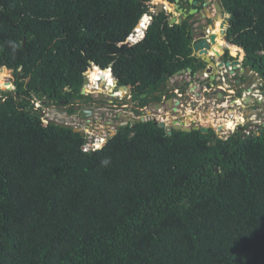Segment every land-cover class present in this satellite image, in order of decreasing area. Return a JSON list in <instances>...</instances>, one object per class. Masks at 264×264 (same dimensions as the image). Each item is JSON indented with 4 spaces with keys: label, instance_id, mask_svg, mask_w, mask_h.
<instances>
[{
    "label": "trees",
    "instance_id": "obj_1",
    "mask_svg": "<svg viewBox=\"0 0 264 264\" xmlns=\"http://www.w3.org/2000/svg\"><path fill=\"white\" fill-rule=\"evenodd\" d=\"M150 2L0 0V69L15 87L0 97V264H264V126L219 138L148 120L85 151V133L34 108L46 97L75 113L85 71L109 78L98 67L140 105L178 71L206 68L192 16L151 13L127 42ZM220 2L226 40L264 79V0Z\"/></svg>",
    "mask_w": 264,
    "mask_h": 264
},
{
    "label": "built area",
    "instance_id": "obj_2",
    "mask_svg": "<svg viewBox=\"0 0 264 264\" xmlns=\"http://www.w3.org/2000/svg\"><path fill=\"white\" fill-rule=\"evenodd\" d=\"M164 9L168 10V12L171 11V8L166 4L164 5ZM158 10L159 4L155 3L154 0H151L149 12L146 13L141 19V28L137 26L134 30V33L131 34L127 39V42L134 44L144 37L145 31L152 20L151 13H157L159 12ZM144 18H146V20L144 21V23H142V20H144ZM98 69L101 73L102 69H100L99 67ZM231 69V66L222 70L216 69L217 72L213 73V75L215 76V80H213L212 77L210 78L212 82L211 84L208 82L211 74L207 72H205L202 76H198L197 78L190 74H184L179 77L174 76V79L179 78L186 81V83H191V85L188 86V89L191 92L190 94L183 93L179 89H176L174 91V94H176L177 96V98L175 99H180L181 101V104L178 106V112L183 118H179L178 115H173V113H171L169 110L166 111L164 109H154L150 106L151 104L143 107L130 106L134 101L128 100L126 95L123 94V90L120 89V91L113 92L114 95H112L111 92V96L115 99L119 97L120 103L116 102L115 105L110 106V108H106L104 106H102V108L99 107V111H102L103 114L102 121L95 122L93 125L85 127V130L83 129L87 139L85 145L83 146V149H87V151H95L103 147L108 137L112 136V133H116L118 128L120 127V121L117 120V115L119 112H122L123 115H130L132 117L135 116L134 111L130 110L131 108H134L139 112V114L134 117L138 120H153L156 122H165L167 125H173L174 119H180L181 121H183L182 125L187 127H191L194 124L201 126H209L210 124H213L214 131L219 132L218 137L220 138H227L234 131L241 132L243 128H247V125L250 124V122H253L255 124L262 123V121H264V116L257 114V111L264 112L263 106L256 104V99H260L259 102L261 103L262 92L260 90H256L254 92L253 90L240 91L239 89L242 87L236 89L234 81L230 80L228 77L229 71ZM106 70L110 71V78L105 79L106 85L112 91L116 80L112 75V69L109 67ZM84 75L85 79L88 78V80H90V77L86 71ZM109 79H111V82H109ZM195 79H198L199 81H195ZM217 83L221 84L220 88L216 87ZM193 84L197 85L196 90H191ZM11 88L13 89L14 86H12ZM216 88L225 91V95L222 100H219L215 96L209 95V93H212ZM235 96H238L240 98L239 102H234V100H236ZM0 97H2L1 89ZM250 97H252L254 100L251 101ZM120 104L122 105L119 106ZM128 107L130 109H128ZM34 108L36 110H41V113L45 116V118H50L62 123H68L76 129L84 127L86 124L85 121L82 120H77V122L75 123H70L68 121L58 120L55 117H50L48 114V108L50 107H45L43 102L35 101ZM248 118L250 120H248ZM130 119L132 120L131 117ZM230 122L233 125L232 128L228 127ZM221 125H223L224 128L218 130V127ZM98 128H100L99 130H101V132H97ZM98 144L100 145L99 148L96 147V145Z\"/></svg>",
    "mask_w": 264,
    "mask_h": 264
},
{
    "label": "water",
    "instance_id": "obj_3",
    "mask_svg": "<svg viewBox=\"0 0 264 264\" xmlns=\"http://www.w3.org/2000/svg\"><path fill=\"white\" fill-rule=\"evenodd\" d=\"M200 0H196L195 2H193L194 6L199 5ZM160 6V5H159ZM205 6L206 8L204 9V13H201L200 11V15L198 16H194L192 15V11H187L188 13L187 16L192 15L193 19L192 21L196 22V28L192 29L191 34L193 36V50L194 53L202 60H204L206 63H208V66L206 68L200 69L197 73L192 74V70L189 68L187 70H180L176 73V77H179L181 75L184 74H192L195 78H197L198 76H202L205 72L212 74V79L215 80V76L213 75V73L215 72V68L217 70H222L224 68H227L229 66L232 67V69H236L237 66L240 64L239 60H235L237 58L238 55V51L236 49H234L236 46L232 45L230 43H228V41L226 40V35L228 32V29L232 26V21H231V17H230V22L226 27H223L222 29H218L217 28V23L218 21L221 20V16L222 14H228L227 10L222 6L220 0H206L205 2ZM171 7L172 9H178L179 6H177L175 4V2H171ZM195 9H199L198 6L195 7ZM163 8H160L158 11H163ZM214 15V16H212ZM230 16V15H229ZM183 20V18H178L176 16H173L169 23L173 24L177 21V23H180ZM203 21V22H202ZM201 22V23H200ZM141 21H139L138 23V27L141 26L140 25ZM194 27V26H193ZM143 28V27H142ZM242 54L245 55L244 50H241ZM233 58L234 61L231 60H227V59H231ZM110 68L112 69V65H110ZM7 68H2L0 69V73L5 71ZM231 69V70H232ZM250 72V67L247 68V74ZM259 79L264 82V79L262 77H259ZM88 78L85 79V83H88ZM85 83L82 89V94L85 95L87 92H85L84 88H85ZM182 85H184L186 88H188V86L191 85V83H186V81L182 82ZM172 81L171 79L168 80L167 82L163 83L159 90L157 92L154 93L155 96H158L160 94V91L165 90L168 87V94L165 95V98L168 95H172L174 94V90H170V88H172ZM178 86V84H177ZM116 87H120L121 90H123L124 87L126 86H119L117 84V82L115 83L114 87L112 88L115 89ZM197 89V85L193 84V86L191 87V90H196ZM243 90H250L252 91V87H249L248 89H243ZM123 94H125L123 92ZM112 95H114L112 93ZM209 95L211 96H215L217 97L219 100H222L224 98L225 95V91L223 90H219L218 88H216L212 93H209ZM40 98H43V95H39ZM146 97V96H145ZM46 97L44 98V100L42 101L43 104H46ZM251 101H253L254 99L252 97H250ZM245 101V99H244ZM165 102V101H164ZM169 104V107L166 111H170L171 113H173V115H178L179 118H183L180 113L178 112V106L181 104L180 99H175L173 97L168 98V100L166 101ZM161 106V107H160ZM158 107H160V109L162 108V105H159ZM158 110V108H156ZM159 109V110H160ZM233 110V109H231ZM84 116H91L92 115V111L91 110H84L81 112ZM248 120H250L248 118ZM131 119L127 118L126 122H124L121 126L124 125H128L130 123ZM144 121V120H141ZM138 122H140L138 120ZM156 124H158L159 126L165 128L170 134L173 133V130H184V131H192V130H200L203 133H208L210 131V129H214V125L210 124L209 126H201V125H192L191 127H187V126H183V121H181L180 119H174L173 120V125H167L165 122H156L154 121ZM179 122V123H177ZM50 123H53V120L50 121ZM55 124H61L63 126H71L68 123H61L59 121H55ZM224 126L221 125L218 127V130L223 129ZM76 131H80L81 133H84V131L82 129H75ZM217 135H218V131H216ZM115 133H112V135H114ZM244 136V135H243Z\"/></svg>",
    "mask_w": 264,
    "mask_h": 264
},
{
    "label": "flooded vegetation",
    "instance_id": "obj_4",
    "mask_svg": "<svg viewBox=\"0 0 264 264\" xmlns=\"http://www.w3.org/2000/svg\"><path fill=\"white\" fill-rule=\"evenodd\" d=\"M176 2L177 3L178 2L181 3V0H176ZM199 5H200V8L196 9L197 11L192 13V15L197 16L198 13H200V12L204 13L202 11L199 12V10H203V9L206 8L205 2H201V3H199ZM212 16H214V15H212ZM176 17H178V16L176 15ZM180 17L184 18L183 16H180ZM221 17L222 18H221L220 21H218L217 25L221 24V26L224 27L226 25V23H227L228 15L225 13V14H222ZM241 50L242 49H238V55H237V58L235 59V60H239L240 64L237 66L236 69H232V70L229 71L228 77H229L230 80L234 81V83H235V85L237 87H242V88L239 89L240 91H242L244 88L248 89L249 87H253L252 88L253 92L256 91V90H260L262 92V101L260 103L259 102L260 99H256V104L263 106V111H264V82H262L259 79V77H261V76L257 72L253 71L252 68H250V72L247 74V68L248 67H246L244 65V57H245V55L242 54ZM227 60L234 61L233 58L227 59ZM174 80L175 79L172 78L171 81L173 82ZM177 81H180V82L176 83ZM177 81H174V84H172L173 86H172V88H170V90L171 91L172 90L175 91L176 89H179L181 92L186 93V90L188 88H185V86L182 85V82L184 80L178 79ZM177 84H178V86H177ZM116 91H120V87H116L111 92L113 93V92H116ZM157 91H155V92H157ZM154 93L153 94H146V97H144V98L141 96L143 99H145V98L149 99V103H147L145 105H140L141 101L140 100H135L133 95H132V92H130L129 96H126V97H127L128 100L134 101L133 104L130 105V106L143 107V106L151 104L150 106L152 108H154V109L158 108L159 105H162V108L163 107L171 108V107H169V104L166 101L168 100V98L173 97L174 95L175 96L173 98H177L176 94L168 95L165 98V95L168 94V87L165 90L160 91V94L158 96H155ZM154 96L155 97H160V98L159 99H153ZM116 102L120 103L119 99H115L114 97H112L109 100H103L102 99V101L97 100L95 98H91V92L88 91L83 96V98L81 100H76V102L72 106L75 109V113L68 114V116L74 118L75 120L85 121V123H86L85 126L81 127V128H78V129H82V130L84 129L85 130V127L91 126L95 122L102 121V115L103 114H102V111H99V107L102 108V106H104L106 108H110V106H114ZM121 105L122 104H120L119 106H121ZM45 106L46 107H50V108L55 109V110H61L62 107H66V104L63 105V106H57L56 104H54L52 102H48V103L45 104ZM160 107H159V109H160ZM128 109H130V108L128 107ZM84 110H91L92 111V115L91 116H84L81 113ZM130 110L134 111V115L135 116H137L139 114V112L137 110H135L134 108H131ZM261 112L262 111H257V114H259L261 116H264V112H262V113ZM117 116H118L117 120L120 121L119 122L120 126L124 122H126L127 118H130V117L132 118V120L130 122L133 123V125H135L134 123L138 122V119L134 118L135 116L132 117L130 115L129 116L123 115L122 112H119ZM141 120H144V119H139L140 122H141ZM262 126H264V121H262V123H257V124L252 122V123L247 125V128L246 127L243 128L240 133L242 134V136L244 135L243 137H246V136H250L251 137L254 134L258 133V131L261 129Z\"/></svg>",
    "mask_w": 264,
    "mask_h": 264
},
{
    "label": "rangeland",
    "instance_id": "obj_5",
    "mask_svg": "<svg viewBox=\"0 0 264 264\" xmlns=\"http://www.w3.org/2000/svg\"><path fill=\"white\" fill-rule=\"evenodd\" d=\"M178 5H180L179 2L177 3V6ZM3 72H6V73L2 74ZM3 72L0 73V78L2 77V79H0V87H1L0 89L1 90H8V88L12 87V85H10V83H11L10 79L12 78V72L10 70H5ZM94 72H93V74H94ZM93 74H92V76H93ZM97 75H99V74H97ZM1 80H4V82H2ZM195 81H199V80L195 79ZM84 90H85V92H88V91L91 92V98H95V99L100 100V101H102V99L103 100H109V99L112 98L111 90L106 85V80L103 79V78H99V80H91V78H90L89 83H85ZM116 99H119V97L116 98ZM48 109H49V111H48L49 113L48 114H49L50 117H55L58 120L68 121L70 123L77 122V120H75L74 118L68 116V114L65 113V111L62 110V109L61 110H55V109H52V108H48ZM158 109H159V107H158ZM163 109L167 110L168 108L163 107ZM99 129L100 128H98L97 132L98 131L101 132V130H99Z\"/></svg>",
    "mask_w": 264,
    "mask_h": 264
},
{
    "label": "crops",
    "instance_id": "obj_6",
    "mask_svg": "<svg viewBox=\"0 0 264 264\" xmlns=\"http://www.w3.org/2000/svg\"><path fill=\"white\" fill-rule=\"evenodd\" d=\"M172 2V0H166L165 2ZM196 0H194V1H190V0H181V3H180V5H178L179 7H178V9H174L173 11H172V13L173 14H176V15H178V16H183L184 17V19L185 18H187V17H189V16H187V14L186 13H188L187 11H191V10H193V9H195V7H197L198 6V8H200V5H197V6H194V4H193V2H195ZM154 2L155 3H157V4H159V3H161L162 2V0H154ZM163 2H164V0H163ZM167 2V3H168ZM201 2H206V0H200V3ZM191 4V5H190ZM200 11H202V12H204V9L203 10H200ZM200 13H198V15H199ZM192 20V18H190V20L189 21H191ZM194 28H196V24L194 25V27H193V29ZM215 72H217V70H215ZM211 75H210V77H209V83L211 84L212 82H211ZM179 79V78H178ZM177 79V80H178ZM176 79L174 80V81H177ZM174 81L172 82V84H174ZM178 82H180V81H177L176 83H178ZM220 85L221 84H219V83H217V86L216 87H218V88H220ZM236 89H239V87H237L236 86ZM186 93H188V94H190L191 92L189 91V89H187L186 90ZM238 96H240V95H238ZM238 96H235V99L236 100H234V102H239L240 101V98L238 97ZM245 113H247V112H245Z\"/></svg>",
    "mask_w": 264,
    "mask_h": 264
},
{
    "label": "clouds",
    "instance_id": "obj_7",
    "mask_svg": "<svg viewBox=\"0 0 264 264\" xmlns=\"http://www.w3.org/2000/svg\"><path fill=\"white\" fill-rule=\"evenodd\" d=\"M166 0H164V2H163V0H162V2H163V6L166 4L168 7H170L171 8V11H169V12H172L174 9H172V7H171V3L170 2H168L169 4H170V6L168 5V3L167 2H165ZM173 2V1H172ZM161 3H159V5H160ZM164 12H168V10H163ZM200 11V10H199ZM160 12V11H159ZM175 14H173V16H174ZM189 16H192V15H189ZM198 16V15H197ZM178 18H182V17H180V16H178ZM192 19H193V16H192ZM141 21V20H140ZM177 22V21H176ZM175 22V23H176ZM194 23L193 24V26L196 24V22L194 21H190V23ZM192 29H193V27H192ZM13 47L15 48V45H13ZM6 70H9V69H6ZM102 70H106V69H102ZM215 70H216V68H215ZM11 71V70H10ZM12 72V71H11ZM192 75V74H191ZM193 76V75H192ZM211 76H212V74H211ZM84 83H85V81H84ZM12 86H14L12 83H10ZM124 86H127V85H124ZM15 88V87H14ZM13 88V89H14ZM12 88H8V90H13ZM2 91H6V90H2ZM43 101V100H42ZM47 103V102H46ZM45 105V104H44ZM131 123V122H130ZM251 123V122H250ZM210 130H212V129H210ZM213 131H214V129H213ZM215 132V131H214ZM215 134H216V132H215ZM217 135V134H216ZM218 136V135H217ZM220 138V137H219ZM109 163V160H107V159H105L104 161H102V164H104V165H107Z\"/></svg>",
    "mask_w": 264,
    "mask_h": 264
},
{
    "label": "bare ground",
    "instance_id": "obj_8",
    "mask_svg": "<svg viewBox=\"0 0 264 264\" xmlns=\"http://www.w3.org/2000/svg\"><path fill=\"white\" fill-rule=\"evenodd\" d=\"M191 1H193V0H191ZM177 5V4H176ZM160 8H163V5H160L159 6V9ZM197 10L196 9H193L192 10V13H194V12H196ZM176 16V15H175ZM230 19V16L228 15V18H227V20H229ZM142 22H143V20H142ZM140 28H141V26H139ZM94 64H91V66H90V68L93 66ZM89 68V69H90ZM96 69H98V68H96ZM103 71V70H102ZM110 72V71H109ZM6 73V72H5ZM4 73V74H5ZM2 79V78H1ZM2 82H4L3 80H1ZM124 88H127V89H123V92L125 93V95L126 96H129V94H130V92H131V89H130V87L127 85L126 87H124ZM146 96V94H144V95H142V97L144 98ZM231 123V122H230Z\"/></svg>",
    "mask_w": 264,
    "mask_h": 264
},
{
    "label": "snow or ice",
    "instance_id": "obj_9",
    "mask_svg": "<svg viewBox=\"0 0 264 264\" xmlns=\"http://www.w3.org/2000/svg\"><path fill=\"white\" fill-rule=\"evenodd\" d=\"M106 75H108L109 76V78H110V72L109 73H107ZM96 78H98V77H93V79H96ZM109 82H111V79H109ZM228 127L229 128H232L233 127V125L230 123L229 125H228ZM96 147L97 148H99L100 147V145L98 144V145H96ZM85 151H87V149H85Z\"/></svg>",
    "mask_w": 264,
    "mask_h": 264
}]
</instances>
